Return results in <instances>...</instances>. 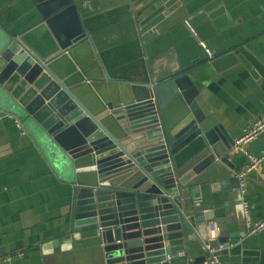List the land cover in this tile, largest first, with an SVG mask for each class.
<instances>
[{
  "label": "water",
  "instance_id": "water-1",
  "mask_svg": "<svg viewBox=\"0 0 264 264\" xmlns=\"http://www.w3.org/2000/svg\"><path fill=\"white\" fill-rule=\"evenodd\" d=\"M74 2L31 1L33 28L46 30L36 34L38 44L32 34L0 27L1 114L19 121L49 167L72 185V233L105 264H168L173 241L198 240L205 249L215 218L205 207L216 200L207 199L199 179L206 170L211 180L226 177L225 197L241 181L230 144L216 141L199 104L195 64L180 63L173 49L159 53L149 57L144 78L112 84L108 97H99L73 66L74 52L91 42ZM192 149L189 161L203 158L185 172L188 162L179 158ZM227 234L218 242L227 243Z\"/></svg>",
  "mask_w": 264,
  "mask_h": 264
},
{
  "label": "crops",
  "instance_id": "crops-1",
  "mask_svg": "<svg viewBox=\"0 0 264 264\" xmlns=\"http://www.w3.org/2000/svg\"><path fill=\"white\" fill-rule=\"evenodd\" d=\"M31 1L0 0V27L32 34L36 40L31 42L38 44L36 34L46 30L33 28L35 12L28 13ZM75 2L91 42L87 41L89 48L85 43L74 52L73 66L79 77L90 79L99 97L107 98L112 84L129 86L144 78L149 57L159 53L173 49L180 63L195 64L192 80L201 109L216 141L223 148L224 140L230 144L233 172L239 178L245 174L241 187L232 188L226 197V177L215 174L211 180L206 170L199 179L207 199L216 200L205 207V212H215L210 222L220 227L219 237L222 231L228 232L223 237L227 243L216 240L212 247L225 264H264V230L250 233L252 226L264 221V131L246 147L252 156L263 158L256 169L248 171L250 158L236 146L264 119V0ZM199 42L212 56L205 54ZM80 97L87 104L86 96ZM195 154L197 150L192 149L179 158L180 163L188 162L185 172L202 160L200 155L189 161ZM72 217V185L49 167L19 121L0 112L2 264H105L95 248L73 235ZM181 242L170 243L168 264L205 261L202 243Z\"/></svg>",
  "mask_w": 264,
  "mask_h": 264
},
{
  "label": "built area",
  "instance_id": "built-area-1",
  "mask_svg": "<svg viewBox=\"0 0 264 264\" xmlns=\"http://www.w3.org/2000/svg\"><path fill=\"white\" fill-rule=\"evenodd\" d=\"M203 46L206 48L205 44L203 43ZM207 53L209 56H212V53L207 49ZM264 131V119L258 120L247 132L246 134L238 140L237 145L245 154H247L250 158L251 164L248 168V171H251L253 169H256L261 162L263 161V158L252 156L248 150L246 149L247 145L255 138L260 132ZM245 174L240 175L241 182L244 179ZM264 230V221L259 223L258 225L252 226L250 229V233L255 234L260 231ZM220 236V227L217 223L211 222L208 226V243L205 246V251L207 252L206 260L203 263L200 264H225L219 255V251L214 250L212 247V243L216 240H218ZM22 254L17 255H11L6 257L5 261H10L15 257H20ZM167 259L171 260V256H167ZM4 260L0 258V264H2Z\"/></svg>",
  "mask_w": 264,
  "mask_h": 264
}]
</instances>
